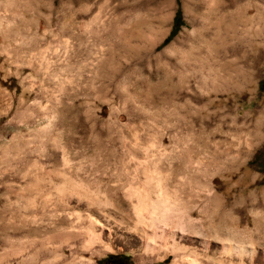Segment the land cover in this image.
<instances>
[{
    "label": "rangeland",
    "instance_id": "1",
    "mask_svg": "<svg viewBox=\"0 0 264 264\" xmlns=\"http://www.w3.org/2000/svg\"><path fill=\"white\" fill-rule=\"evenodd\" d=\"M193 259L264 264V0H0V264Z\"/></svg>",
    "mask_w": 264,
    "mask_h": 264
},
{
    "label": "bare ground",
    "instance_id": "2",
    "mask_svg": "<svg viewBox=\"0 0 264 264\" xmlns=\"http://www.w3.org/2000/svg\"><path fill=\"white\" fill-rule=\"evenodd\" d=\"M60 190L62 193L59 192L58 199L65 200L67 196H65L64 194H67V193L65 192L64 185H62V187H60ZM70 190L73 193L75 192V194H77V195L81 193L84 197L89 196L91 199H94L95 201H97L96 197H94L90 193L80 192V190L76 189L75 186H71ZM75 206L78 207L77 205H75ZM182 208H184L185 210H190L192 207L191 206H184ZM213 213L214 214H209L207 217L209 218V223L211 224V226L214 230V233L217 235V238H219L220 240L223 241L222 254H224V255H238V256H242L243 258H244V256H248L250 259H252L253 255L256 252V249L253 246H244L242 244L237 243L235 241L236 239L233 237L234 235L228 234L226 232V231H228V223H226V221L228 220V217L224 214H217L215 212H213ZM96 225H98V223H96L93 226V228H89V230H88L92 235H98L97 237H99L100 235L104 234V237L110 239L109 241L117 239V240H120L121 242H125V241L130 242L128 237H125V235H124L125 233H123V232L119 233V230L116 227H113L111 225V223L107 219H105V216H104V227L99 224L100 228L95 229ZM90 233H88V234H90ZM168 234L169 233H166L164 231L162 239H164L166 236H168ZM153 235L155 237L157 236V234L155 232H153ZM126 236H128V235H126ZM89 239H90V236H89L88 240ZM100 240H101V238H100ZM97 241H99V240H97ZM137 241L142 242L143 241L142 237H137ZM165 243H166V240H165ZM80 244H81V242H80ZM87 244H88V242H87ZM88 245L87 246L84 245V246L88 247ZM90 246H92V245H90ZM146 246L148 247V249H151L150 243H147ZM172 247L174 249H178V248L185 249L189 253H191L190 254L191 256H194L195 258L197 255L200 254L194 247L193 248L186 247V246L179 247L178 244H176L175 242L172 243ZM208 247H209V243L205 246V248L208 249ZM175 256L177 257L178 255L175 254ZM188 264H200V263H198L195 259H193V260H190L188 262Z\"/></svg>",
    "mask_w": 264,
    "mask_h": 264
}]
</instances>
